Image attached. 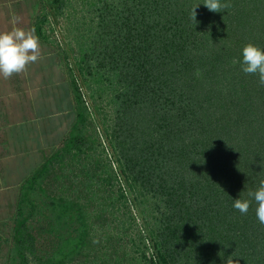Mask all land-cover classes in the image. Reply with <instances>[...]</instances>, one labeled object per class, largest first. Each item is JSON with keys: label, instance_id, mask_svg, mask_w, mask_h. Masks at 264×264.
Wrapping results in <instances>:
<instances>
[{"label": "trees", "instance_id": "obj_1", "mask_svg": "<svg viewBox=\"0 0 264 264\" xmlns=\"http://www.w3.org/2000/svg\"><path fill=\"white\" fill-rule=\"evenodd\" d=\"M100 1L86 62L121 89L123 172L165 205L149 264H264V0ZM74 84L77 122L23 184L9 264H72L89 242L83 205L45 188L86 145Z\"/></svg>", "mask_w": 264, "mask_h": 264}, {"label": "rangeland", "instance_id": "obj_2", "mask_svg": "<svg viewBox=\"0 0 264 264\" xmlns=\"http://www.w3.org/2000/svg\"><path fill=\"white\" fill-rule=\"evenodd\" d=\"M102 5L100 0H64L44 26L75 71L87 114L86 145L56 164L45 188L52 195L78 200L87 213L90 239L72 264H149L157 257L153 230L165 205L123 172L112 137L121 89L112 82L113 76L103 75L105 69L96 70L93 61L86 62ZM13 226L14 218L0 223V264H9Z\"/></svg>", "mask_w": 264, "mask_h": 264}, {"label": "crops", "instance_id": "obj_3", "mask_svg": "<svg viewBox=\"0 0 264 264\" xmlns=\"http://www.w3.org/2000/svg\"><path fill=\"white\" fill-rule=\"evenodd\" d=\"M55 9V0H0L3 225L15 217L25 180L63 147L78 118L75 71L44 31Z\"/></svg>", "mask_w": 264, "mask_h": 264}]
</instances>
